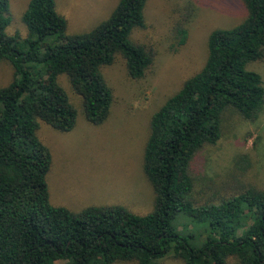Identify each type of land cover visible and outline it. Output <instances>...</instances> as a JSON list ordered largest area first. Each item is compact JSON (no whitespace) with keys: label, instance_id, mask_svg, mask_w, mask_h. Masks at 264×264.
<instances>
[{"label":"trees","instance_id":"1","mask_svg":"<svg viewBox=\"0 0 264 264\" xmlns=\"http://www.w3.org/2000/svg\"><path fill=\"white\" fill-rule=\"evenodd\" d=\"M149 0H119L92 30L68 34L56 0H29L22 20L27 35L8 33L10 0H0V63L13 78L0 87V264H264V189L255 185L228 197L201 201L193 161L222 137L224 115L235 110L257 119L264 109V0H243L247 14L213 29L203 65L152 115L144 172L154 208L134 213L122 205H90L79 212L51 202L52 152L41 122L71 131L77 108L59 81L65 75L81 98L89 123L110 116L114 90L103 68L124 58L130 78L144 79L155 54L134 42L147 27ZM189 21L178 26L180 44Z\"/></svg>","mask_w":264,"mask_h":264},{"label":"rangeland","instance_id":"2","mask_svg":"<svg viewBox=\"0 0 264 264\" xmlns=\"http://www.w3.org/2000/svg\"><path fill=\"white\" fill-rule=\"evenodd\" d=\"M29 0H10L12 22L8 33L27 35L22 15ZM119 0H56L57 10L68 20V34L92 30L106 20ZM147 27L136 29L134 42L152 49L155 61L146 77L133 81L123 57L103 68L114 90L108 119L89 123L81 98L71 89L67 77L59 81L77 108L75 127L58 131L41 122L39 136L52 152L48 174L53 204L79 212L90 205H122L144 214L154 208V191L144 172V151L152 115L183 80L198 70L207 55V38L217 27L238 24L246 14L243 0H149ZM189 21V36L180 44L178 26ZM264 82V59L251 64ZM13 78L8 61L0 63V87ZM198 175L195 193L201 201L228 197L255 185L264 189V109L255 120L235 110L224 115L222 137L200 150L193 161ZM56 264H68L58 260ZM116 264H133L118 262ZM161 264H185L167 256Z\"/></svg>","mask_w":264,"mask_h":264}]
</instances>
